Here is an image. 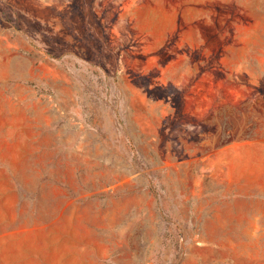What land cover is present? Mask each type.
<instances>
[{
	"label": "rangeland",
	"instance_id": "374dc122",
	"mask_svg": "<svg viewBox=\"0 0 264 264\" xmlns=\"http://www.w3.org/2000/svg\"><path fill=\"white\" fill-rule=\"evenodd\" d=\"M0 264H264V0H0Z\"/></svg>",
	"mask_w": 264,
	"mask_h": 264
}]
</instances>
